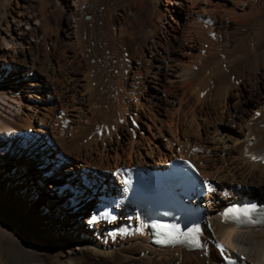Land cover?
<instances>
[{"label":"bare ground","instance_id":"6f19581e","mask_svg":"<svg viewBox=\"0 0 264 264\" xmlns=\"http://www.w3.org/2000/svg\"><path fill=\"white\" fill-rule=\"evenodd\" d=\"M145 73H160L148 93ZM173 158L197 161L209 189L201 250L152 246L141 210L107 202L128 196V168ZM243 195L264 199V0H0V264H50L64 211L86 241L58 264H227L218 245L264 264V226L222 220Z\"/></svg>","mask_w":264,"mask_h":264},{"label":"rangeland","instance_id":"374dc122","mask_svg":"<svg viewBox=\"0 0 264 264\" xmlns=\"http://www.w3.org/2000/svg\"><path fill=\"white\" fill-rule=\"evenodd\" d=\"M24 1L25 0H18V2L21 4V3H24ZM127 54H128V52H125L124 53V55L127 57ZM150 63H148V65H149ZM159 72H160V70H159ZM117 73V72H116ZM130 72L127 70V72H125V74L127 75V74H129ZM149 74H152V73H149ZM160 75V73H155V75L153 76H151V75H149L148 76V74H146L145 73V75H144V78L142 77V79H147L146 81H147V83L149 84V88H148V90H147V92L146 93H148V91L149 90H152V89H156L155 87L156 86H158V82H159V77L157 76V75ZM148 76V77H147ZM146 77V78H145ZM156 77L158 78V79H156ZM148 79H150V81H148ZM152 80V81H151ZM154 85V86H153ZM136 87L137 86H134L133 88L134 89H136ZM39 88H42V86H39ZM41 96H42V94H41ZM40 102H42V99L41 100H39ZM152 107H154V108H156L155 106H152ZM149 108V107H148ZM150 109V108H149ZM147 109L146 108H144V111L145 112H147L146 111ZM163 142H165V141H163ZM34 148H36V145L34 146ZM62 160L64 159V156L62 155L61 157H60ZM74 161V160H73ZM73 161L72 162H70V163H68L64 168H66L67 166L68 167H71L72 166V164H73ZM43 162H45V157H44V155L42 154V153H37V158H33V160L31 161V162H29V163H31L30 164V171H35V172H38L37 171V169H38V167H37V165H39V163H43ZM29 167V166H28ZM56 168H59V167H56ZM116 173H118L117 172V169L116 170H114ZM35 172H34V174H35ZM53 172H50V174L49 175H51ZM71 173V175H75V176H77V178L79 177L80 178V176H78V174H76L75 173V171H72V172H70ZM54 176H58V174L57 173H53L49 178H47L46 180L47 181H49L48 179H50L51 178V180H54L53 179V177ZM32 177V176H31ZM34 179H36L35 181H33L32 182V184H34L35 186L38 184V178L37 177H35ZM57 180H59V181H61L63 184H64V189H63V191L64 192H68L69 190H74V188H71V186H70V184L67 182V180H66V178H63V179H61V177L60 178H58ZM102 180V179H101ZM100 180V182H98L97 181V179H94L93 180V182L94 183H97L98 185H100L101 184V181ZM114 181H115V183L117 182V184H118V181H117V178H114L113 179ZM105 181H107V180H105ZM17 184V182L16 181H13L12 182V186L14 187L15 185ZM87 184H89V183H87ZM85 184H83V186H84ZM54 186V185H53ZM52 185H51V183L50 182H45V183H43V184H41L40 186H39V188L41 189V192L43 193V195L45 196L44 197V199H46L47 201H48V198L49 197H51L52 195H57V193H58V188H54ZM103 186H107V189H108V185H106L105 184V182H104V184H102V186H99V189H100V187L102 188ZM55 189V190H54ZM103 190H107V189H104V188H102ZM75 191L77 192V193H79L80 192V190L79 189H75ZM18 194H20V195H23V196H25V198L26 199H28V198H30L29 196V193H27V194H25V193H23V192H21V191H19L18 192ZM249 194V193H248ZM82 195H88V193H87V191H83V193H82ZM95 197V196H94ZM91 203H96V198H92L91 199ZM36 205H37V207H39V205H41L42 206V204L41 203H39L38 202V200H37V203H36ZM64 213L66 214V216H68V218L69 219H65V220H63L62 222H61V229L63 230V232L61 233V234H59V235H57L56 237H55V239H54V237H50L49 238V236H47V243L45 244V251L46 252H44L45 254V256H44V258L46 259V261L47 262H49L50 264H58L57 262H58V258H59V256H62V255H67V256H72L73 254H74V252H72V250L73 251H80V249H81V247L79 246V245H77L78 244V239H79V237H80V239H81V241H86L85 240V235H80L81 233H75V231H74V222H75V220H71L72 219V216L69 214V213H67V212H65L64 211ZM84 227H83V229L85 228H87L88 227V224H86V223H84V225H83ZM72 228V229H71ZM75 234V235H74ZM76 238H77V240H76ZM52 242H55V246H62L63 247V253L62 254H60V250L59 249H56V248H54V249H52V247H51V243Z\"/></svg>","mask_w":264,"mask_h":264},{"label":"snow or ice","instance_id":"6c2138e0","mask_svg":"<svg viewBox=\"0 0 264 264\" xmlns=\"http://www.w3.org/2000/svg\"><path fill=\"white\" fill-rule=\"evenodd\" d=\"M253 214H264V208H257V206L254 204L244 207H233L228 209L224 213V216L226 219H233L237 222H243L246 220L248 223H255L256 221L253 220ZM169 235L171 236V233H169ZM161 242L163 243L165 241ZM218 247L220 249L221 255H224V253L227 251L226 248L223 245H218ZM224 258L229 261V264H233L229 257L224 256Z\"/></svg>","mask_w":264,"mask_h":264}]
</instances>
